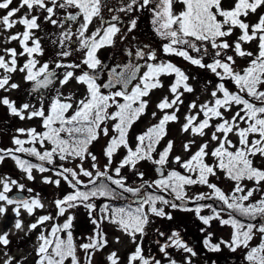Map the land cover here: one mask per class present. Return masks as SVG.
Instances as JSON below:
<instances>
[{
    "label": "snow or ice",
    "instance_id": "1",
    "mask_svg": "<svg viewBox=\"0 0 264 264\" xmlns=\"http://www.w3.org/2000/svg\"><path fill=\"white\" fill-rule=\"evenodd\" d=\"M13 2L0 0V10H7L0 16V31L10 32L17 24L24 30L4 38L6 44L18 41L20 51L15 47L0 50V73H3L0 75V90L18 89L19 85L11 82L12 74L22 73L24 80L32 85L29 95H37L39 106L31 100L17 105L8 96L0 98V105L7 108L10 116L21 121L39 119L43 130L34 127L17 129L18 135L13 137L16 147L0 148V164L10 158L29 181L35 180L34 169L41 174L51 172L52 176L43 177V183L59 188L63 181L71 189L62 198L54 200L55 216L40 215L28 226L29 232L41 229L36 238L35 264H66L69 261L70 264H81L78 249L84 251V264H93L95 253L102 251L108 243L101 231L104 221L117 225L136 244L127 264H162V259L145 255L143 238L147 235L150 217L172 219L163 207L157 205L177 209L180 206L175 200L196 204L195 208L183 207L182 210L193 211L203 225L210 228L213 221H218L220 226L231 228L227 241L213 243L212 234H208L203 243L209 251L220 252L223 245L232 253L244 251L245 264H264V195L250 202L254 195L264 192V167L256 163L257 159L264 160V14H260L255 23L247 22L250 15L264 11V0H234L231 7L224 6L226 0H127L118 9L109 0H19L18 7H10ZM177 3L183 5V10H174ZM22 9H26V13L13 19ZM134 10L151 12L154 32L167 41L163 45L165 55L180 57L217 79L210 99L202 103L193 100L187 105L180 131L203 141L194 152L195 139L183 143L184 152L190 153L188 159L172 156L175 142L171 139L157 153L158 145L168 136L169 124L180 122L178 114L185 104V95L195 92L189 83L192 78L186 71L171 61L159 60L157 52L147 45L137 48L134 53L127 50L128 62L110 69L98 55L101 49L114 47L117 37L125 38L118 26L120 15L105 19L104 12L127 15ZM96 18H100L101 27L89 33ZM43 25L62 31L58 36L48 33L51 44L58 45L59 50L55 59L41 63L40 57L45 55L44 37L38 33L44 31ZM136 28L137 18H131L127 31L130 33ZM237 31L239 35L231 39ZM253 42L258 49L255 54L245 48ZM74 52L83 54L80 62H65ZM18 57L26 58L22 65L18 63ZM236 57L249 58L247 66H238ZM106 69L107 79L101 83ZM57 70H64L62 76ZM77 70H80L79 74ZM162 77H174L168 88L171 98L165 96L157 103L156 107L163 115L156 124L135 137L133 147L130 132L133 125L147 114L150 103L147 98L155 90L164 88ZM73 80L85 88L82 98H76L72 93L65 95L60 90ZM57 81L60 88H56V95L48 100L47 92ZM229 82L235 90L227 86ZM234 108L237 110L233 111ZM155 116L153 112L152 117ZM102 136L108 137L102 152L106 158L103 169L97 163L98 156L91 151ZM121 150L125 155L113 167L114 158ZM17 153L35 157L41 163L22 159ZM170 157L171 163L178 165L183 172L168 168ZM209 158L212 163L208 162ZM57 160L64 163L57 164ZM76 161L78 163H74ZM85 161L91 162V170L85 167ZM144 161L155 166L158 179L144 180L145 173L138 168ZM125 169L137 175L143 183L135 187L130 185L123 173ZM221 173L233 183L230 192L212 181ZM53 176L57 178L53 179ZM81 177L87 178V182ZM246 182H252L254 186L249 187ZM0 185V217L7 213L9 206H13L15 219L12 227L22 231V211L33 216L45 205L39 193L29 197L9 196L13 187L19 193L25 190V185L16 179L5 175L0 178ZM196 185L210 191L189 197L186 189ZM145 188L168 193L173 200L145 193ZM33 191L27 189L30 194ZM126 194L133 197L129 203L119 207L104 203L99 209V218L93 215L97 211L96 199L127 201ZM207 200L218 202L222 207L218 210L212 204L198 203ZM80 207L87 211L95 226V234L88 237V242L77 245L73 235L75 215L66 214ZM205 208L210 209V215H201ZM225 209L228 218L222 216ZM60 217H65L64 222H55ZM48 222H52L50 229ZM10 231L0 234V246L7 248L11 243ZM157 232L160 237L165 236L164 232ZM137 235L140 236L139 242ZM257 236L259 243L252 246ZM155 243L167 264H178L171 249L190 254L185 257L184 264H192L190 257L197 255L176 231L167 236L165 242L157 239ZM13 259L9 256L5 264H13ZM107 261L120 264L118 253L111 252Z\"/></svg>",
    "mask_w": 264,
    "mask_h": 264
},
{
    "label": "rangeland",
    "instance_id": "2",
    "mask_svg": "<svg viewBox=\"0 0 264 264\" xmlns=\"http://www.w3.org/2000/svg\"><path fill=\"white\" fill-rule=\"evenodd\" d=\"M127 0H109V3L114 7V8H119L121 6L122 3H126ZM227 5L226 7H231L234 3V0H226ZM19 5V0H14L13 4L10 7H18ZM181 5V4H180ZM176 12H179L181 10H183V6L179 7L177 4L175 5V9ZM26 9H22L19 13H17L16 17H13V19H18L20 16L24 15L26 13ZM7 12V10H0V16L5 15ZM63 13H61L62 15ZM120 15L121 17V23L118 24V26H120L122 28V33L124 34V39H120L119 37H117L116 42L117 43H121L123 44L125 42L126 38H129L130 41H132L133 43H135L137 46H140L141 48H144L146 45L151 49V50H158L159 54H160V59L159 60H163V61H171L172 63L176 64L177 66L181 67L183 70L187 71L186 73L192 78L190 79L189 83L192 84V86L195 89V92L193 94H186L184 97L185 100V104L183 106H181V111L178 114L180 117V122L179 123H170L168 126L169 132H168V136L164 138V140L161 141L160 143V149L157 153H159L160 151H162L164 149V147L167 144L168 140H174L175 144H174V151L172 156L174 157L175 155H180L183 159H188L190 156V153H186L183 150V143H186L189 139H195L196 140V145L193 146L192 151L194 152L197 148V146L202 143L203 141L196 137H190L188 134H183L180 131V125L184 122V115L187 113L188 109H187V105L188 103H190L193 100H197V103H202L208 99H210V92L213 90L215 84L217 83V79L209 72H207L206 70H193L192 65H190L187 61H184L182 58L180 57H175V56H167L163 53V45L165 43H167V41L162 40L153 30V25L151 24V19H152V14L151 12L147 11V10H140V11H133L132 13H129L127 15H125L124 13H118V12H108L105 11L104 12V18L105 19H109L112 15ZM260 14H264V11H258L257 14H253L250 15L247 18V22L249 23H255L257 21V18ZM131 18H137V28L135 30H133L132 32H128L127 28L129 25V21ZM101 20L100 18H96L93 22L92 25H90L89 27V33L95 31V29L97 27H101ZM44 31L38 33V35L44 37L42 40V45L45 48V55L43 57H40L41 63L48 61L49 59H55V53L59 50L58 45H52L50 42V36L48 35V33H55L57 36L59 35V32L62 31L59 28H53L50 25H43ZM0 29H2V26H0ZM23 26L17 24V26L15 28H13L12 30H10V32H2L0 31V50H2L3 48L6 47H15L17 48V51H20L19 48V43L18 41H13L10 44H6L4 43V38L8 35L17 33V32H22ZM239 35V32L237 31L234 36L231 39H235L236 36ZM131 46H128L127 49H129ZM245 48L247 50L252 51L254 54L257 52V44L256 42L251 43L250 45H245ZM193 55H196L195 53H192ZM231 54V53H229ZM82 53H78V52H74L73 56L68 58L67 61L65 62H75V63H79L80 59H82ZM26 58L25 57H18V63L19 64H23L24 60ZM248 59L249 58H239L236 57L237 60V65L238 66H247L248 64ZM182 65H184L185 68L182 67ZM80 70H77V74H79ZM3 73H0V75H2ZM24 74L22 73H15L12 74V83H17L19 85V88L16 90H12L10 92L8 91H4L2 90L1 93H3L0 96H15L17 90H24L25 92L28 91L30 88V83L26 82L24 80ZM173 77H162V82L164 84V88L163 89H158L155 90L150 97H148L147 99H149L150 103H149V107L147 109V114L144 115L143 117H141V119L134 125H138L140 123V130H138V132H136L135 134L131 135L130 132V143L132 144V146H135V137L138 134L143 133L144 131L147 130L148 127L156 124L159 119L161 118V116L163 115L162 112H160L156 105L157 103L165 96H169V98H171L170 93L168 91L169 86L171 85V83L173 82V79H171ZM208 81H211V83L209 84ZM66 88V92L71 91L72 93L74 91H80V92H84L85 93V88L81 85H78L75 80L71 81L70 84L68 86L65 87ZM230 88V87H229ZM28 89V90H27ZM63 89V88H62ZM231 89V88H230ZM233 90V89H232ZM17 96V95H16ZM237 109H233V111H236ZM155 112L156 116L155 118L152 117V113ZM5 112H1L0 113V120H2V126L3 124L6 125V123L8 122H13L15 124V122H18L20 125V128H33V126H31L30 124H25V123H21L22 121L18 120L16 121L15 119H9L8 121L6 120L5 116H4ZM231 115V114H229ZM109 128L111 129V124H109ZM43 130V129H42ZM40 129V131H42ZM17 129H15L12 133H10V129L8 128V134L6 133L3 136V140L5 142V145L7 148H15L16 146L13 144V137L17 136ZM133 136V138H132ZM20 138L25 139L26 137L21 136ZM205 140L208 139V137L204 138ZM233 140L235 141L236 138L233 137ZM108 142V137H101V139L97 142L94 143L93 147L91 148V151L94 152V154H96L98 156V165L101 167V169H103V165L106 163V158L103 156L102 152H103V148L106 146ZM29 145H26V147H28ZM214 146V145H210ZM37 147L39 148V145H37ZM50 147V146H48ZM41 151H43L44 149H40ZM125 155V152L123 150L120 151V153L114 158V164L113 167H115L120 159H122V157ZM158 158V157H157ZM209 163H212V159L209 158ZM15 162L13 161H4L2 164H0V168L3 165L4 170L0 171V178H3L5 175L12 178V179H16L18 181V183L20 184H24L25 185V190L24 192L27 193L28 196H35L37 193H39L40 199L42 201V203H44L45 208L44 209H38L35 211V214L33 216H29L26 212L22 211L21 217L20 219L23 221L24 224V228L22 231H17L16 229H14L12 227L13 221L15 219L13 211H12V207L13 206H9L8 207V211L7 213L3 216L0 217V234H3L5 231H8L9 229L11 230L9 233V239L11 241V243L7 246V248L0 246V264H5V261L8 259L9 256L13 257V264H33V261L35 259V245H36V238L37 235L40 232V228H37L36 230L29 232L28 231V226L35 222L36 218L39 217L40 215H45V214H51L53 216H55L56 213V209H55V205H54V200L57 199V197H63L64 195H66L68 192L71 191V189L62 181L61 182V186L59 188L55 187L54 185H49V184H45L43 183V177L44 176H52V173H39L37 170H33V176L35 177L34 181H29L27 180L26 174L23 173L22 171L19 170V168L17 167L16 164H14ZM60 163H64L58 160L57 164ZM74 163H78V161L74 162ZM257 166H261L264 167V160H259L257 159L256 161ZM90 161H85V167L90 168ZM5 165V166H4ZM13 166V168H12ZM65 166H74V164L72 165H68L66 164ZM138 168L140 169V171H143L145 173L144 176V180H147L149 182L158 179L157 175L154 172V168L155 166L152 165L150 162L144 161L141 162L140 165H138ZM169 169H173L175 168L176 170H179L181 172H183V169H180L178 165L171 163V157H170V163L168 165ZM123 173L125 175H127L128 177V183L132 186H139L141 183H143V181H141L139 179V177L137 175H135L132 172H129L127 169L123 170ZM57 177L53 176V179H56ZM81 179H83L85 182H87V178L81 177ZM212 181L217 183L218 186L223 187V186H231L233 188V183L228 181L227 179L224 178L223 174H219V178H212ZM248 184L249 187H253L254 185L252 184V182H246ZM28 188H32L34 191L30 194L27 192ZM0 189H2V185H0ZM210 191L209 189H207L204 186H200V185H196V186H190L188 187L187 193L191 192V191H197V190H202V191ZM15 191H17V189L15 187H13L12 192L9 193V196L12 195L13 193H15ZM262 195H264V192L261 193ZM119 207V206H117ZM157 207H162L161 204H158ZM83 208L79 209V214L77 215V217H75L74 220V226H73V235H74V239L77 245L83 244V241H86L88 239L89 236L91 235V231H85L82 228H86L87 225L89 224H85L86 222V218L85 215L82 214L83 212ZM71 211V210H70ZM77 211V210H76ZM184 213H187V211H183ZM75 214V211L73 210L72 212H69L66 214L69 215ZM173 216V215H171ZM154 217H152V221L154 222ZM182 219V224L183 226H188L191 227V222H192V217L188 216L187 214H178L177 216H175V219ZM52 222H48V227L51 226ZM62 223H63V219H62ZM151 224V223H150ZM188 224V225H186ZM182 226V227H183ZM103 229L105 232H107V239L108 241H110V245L109 247L105 250L103 249L102 251H98L95 253L94 258L96 259L97 262H99L100 264H109V262L107 261V256L115 251L118 253V256L120 258V264H127V258L128 256L134 251L136 244H134L131 241V238L125 234L123 231L119 230L117 225L108 223L107 221L103 222ZM140 240V236L137 235V241L139 242ZM143 248H144V253L146 256H151L154 255L157 258L162 259V256H160L158 254V252H156L155 250L153 251H149L147 250V243H145V238H143ZM80 249H78V256L81 257L80 254ZM5 252L8 253V255H5ZM185 257L184 255H180V256H176L173 257L178 261V264H184L183 262L185 261ZM166 263V260H165ZM66 264H70L69 262H66Z\"/></svg>",
    "mask_w": 264,
    "mask_h": 264
},
{
    "label": "flooded vegetation",
    "instance_id": "3",
    "mask_svg": "<svg viewBox=\"0 0 264 264\" xmlns=\"http://www.w3.org/2000/svg\"><path fill=\"white\" fill-rule=\"evenodd\" d=\"M128 46H131L129 49H127ZM137 48H141L140 46H137L135 43H133L132 41H130L129 38L125 39V42L123 44L119 43H115L114 47H106L103 48L99 51L98 55L101 58V60L108 65V68L110 69L111 67L118 65V64H125L128 62V60L130 59L127 56V50H132L133 53L135 52V50ZM157 52L158 55V59H160V54L158 50H154ZM139 63H144L143 61H139ZM86 70V68H85ZM145 69H142V71ZM59 73H61L62 76V72L64 70H57ZM107 79V69L104 71L103 76L101 78V83L105 82ZM31 84L30 87L31 88ZM68 86V85H67ZM66 87V86H65ZM61 88L60 90L65 94L68 95L70 93H72L71 91L66 92V88ZM56 88H60L59 82L57 81V83L55 84V86L52 88L51 91L47 92V98L48 100H51V98L56 95ZM28 90V89H27ZM2 90H0V95H2L3 93H1ZM72 94H74L76 96V98H82V96L85 94L84 92H80V91H74ZM17 95V96H16ZM15 96H8L10 99L16 101L17 105H20L24 102H28L29 100H31L33 103L37 104V107L39 106L38 102H37V95L34 94L32 96L29 95V91H24L22 89L17 90ZM4 96H0V98H3ZM1 112H5L4 116L6 118V120L8 121L9 119H15L16 117L10 116L8 113V110L5 106L0 105V113ZM19 119L16 118V121H18ZM20 121V120H19ZM21 123H25V124H30L31 126H33L34 128H36L38 131H40V129L42 130L41 127V121L39 119H34V120H23ZM20 124L18 122H15V124L12 122H8L6 123V125L3 124L2 126V120H0V148L2 149H8L5 145V142L3 140V136L7 133L8 134V128L10 129V133H12L15 129H19ZM133 138V136H132ZM17 155H19L22 159H27L32 163H41L40 161H38L35 157H31V156H27L23 153H17ZM13 161L10 158H6L4 161ZM14 162V161H13ZM58 163V160H57ZM15 164V163H14ZM5 166V165H4ZM46 167H53L50 165H45ZM13 168V166H12ZM4 170L3 165L0 168V171ZM223 190H225L226 192H230L232 187L231 186H223L222 187ZM204 190V189H203ZM154 193L157 195H163L166 199L169 198H173L172 195L168 194V193H163L160 192L157 189H148L146 193ZM207 191H202V190H197V191H191L190 193L188 192V196L189 197H193L196 194L199 193H205ZM15 193H19L18 190L15 191ZM13 193V194H15ZM24 194L27 195V193L23 192ZM12 194V195H13ZM130 195V194H129ZM260 195L262 194H256L254 195V197L252 198V200L250 202H255L257 199L260 198ZM11 196V195H10ZM28 196V195H27ZM29 197V196H28ZM118 204V206H124L125 204H127L126 200H119L116 202ZM190 205L187 208H195L196 204L189 202ZM198 203L201 204H212L213 207H216L218 210L222 207V205H220L218 202L215 201H211V200H207V201H199ZM162 205V204H161ZM135 207V206H134ZM162 207L164 208L165 212L173 215L171 220H168L166 218H160V217H154V222L152 221V217H150L151 220V224L149 226V228L147 229V235L144 236L145 238V243H147V250L149 251H153L155 250L156 252H158V248L159 245L157 243H155V241L157 239L160 240L161 243L165 242L167 236L171 235V233L173 231L179 232L181 238L184 240V242H186L190 247H192L194 249V251H196L197 255L194 257H190L192 264H245L243 257L245 255L244 251L238 250L236 253H232L227 247H224L223 245H221L222 250L220 252H212L209 251L203 241L204 239L208 236L209 233L212 234V242L213 243H219L221 240H229L230 239V235H231V228L228 226H220L218 221H213L212 222V226L209 228L208 226H205L202 224V222L197 218V216L195 215V213L193 211H187V213H184L182 209H173L170 206H165L162 205ZM84 209V208H83ZM83 213H86V210H83ZM187 214L188 216L192 217V222H191V227L188 226H183L182 224V219H175V216H177L178 214ZM211 211L210 209H203L201 211V215H210ZM235 215V214H234ZM222 216L224 218H228V210L225 209V211L222 213ZM85 218L87 219V217L85 216ZM243 219V218H241ZM103 223L101 224V229H103ZM183 226V227H182ZM93 229H95V227H93ZM203 229V231H202ZM157 230H159L160 232H164L165 236L164 237H160ZM259 236H257L253 241H252V246H255L256 244L259 243ZM172 257H176V256H190V254L187 253H183L182 251H177L176 249H171L170 250ZM158 254L161 256V254L158 252ZM184 263V262H183ZM162 264H167V261L165 263V260H163L162 258Z\"/></svg>",
    "mask_w": 264,
    "mask_h": 264
},
{
    "label": "trees",
    "instance_id": "4",
    "mask_svg": "<svg viewBox=\"0 0 264 264\" xmlns=\"http://www.w3.org/2000/svg\"><path fill=\"white\" fill-rule=\"evenodd\" d=\"M177 5L179 6V7H182L183 5L181 4H179V3H177ZM226 5H227V2H225V7H226ZM182 67L183 68H185L184 67V65H182ZM194 67V68H193ZM191 68H193V70H199L197 67H195V66H193L192 65V67ZM187 72V71H186ZM171 79H174V77L173 78H171ZM228 87H230L231 89H233V90H235V88H234V85H232L230 82L228 83V85H227ZM138 130H140V123L138 124V125H133V128H132V132H131V135L132 134H135L136 132H138ZM159 149H160V145H158V147H157V152L159 151ZM57 198H61L60 196L59 197H57ZM117 201H119V200H115V201H110V200H107V199H105V198H100V199H96L95 200V203H96V205H97V211H96V213H94L93 215L94 216H96V218H99V209H100V207L104 204V203H109V204H111V205H113V206H118V204L116 203ZM80 208H83V207H80ZM80 208H77V209H74V211H75V217H77V215L79 214V209ZM77 210V211H76ZM73 210H71L70 212H72ZM82 214L83 215H85L86 217H87V220H86V222H85V224H88V222H89V224L87 225V227L86 228H82L83 230H85V231H91L90 233H91V235H94L95 234V229H93V227H95L91 222H90V220H89V217H88V214H87V211H86V213H83L82 212ZM55 215H56V213H55ZM62 219H63V222H64V219H65V217H60V218H58V220H56L55 222H58V223H62ZM50 227L51 226H49V229H50ZM101 231L105 234V236H106V239H107V232H105L104 231V229H101ZM86 242H88V239L86 240V241H83V243H86ZM107 246L104 248L105 250L109 247V245H110V241H108V239H107ZM80 251V254H81V264H84V251L82 250V249H80L79 250ZM95 256V255H94ZM36 259H37V257H36V255H35V259H34V261H33V264H35V261H36ZM93 264H100L99 262H97L96 261V259L93 257Z\"/></svg>",
    "mask_w": 264,
    "mask_h": 264
},
{
    "label": "water",
    "instance_id": "5",
    "mask_svg": "<svg viewBox=\"0 0 264 264\" xmlns=\"http://www.w3.org/2000/svg\"><path fill=\"white\" fill-rule=\"evenodd\" d=\"M154 172H155V174L157 175V177L159 178L158 173H156V171H155V168H154ZM147 190H148V188H145V189H144V192L146 193ZM17 195H20V196H23V197H28V196H27L26 194H24V193H15V194L11 195V197H16ZM126 195H128V197H129V199L127 200V203H129V202L133 199V197H131V195H129V194H126ZM169 200H173V198H169ZM174 202H175L178 206H180V207H178V209H182L183 207H189V205H190L189 202L185 204L184 202L179 201V200H175ZM133 206H135V205H133Z\"/></svg>",
    "mask_w": 264,
    "mask_h": 264
}]
</instances>
